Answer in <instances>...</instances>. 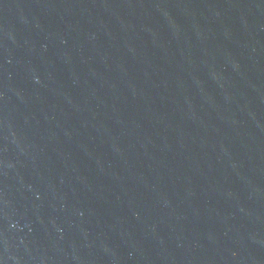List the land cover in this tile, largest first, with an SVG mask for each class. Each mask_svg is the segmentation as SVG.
<instances>
[{"label":"water","instance_id":"water-1","mask_svg":"<svg viewBox=\"0 0 264 264\" xmlns=\"http://www.w3.org/2000/svg\"><path fill=\"white\" fill-rule=\"evenodd\" d=\"M0 264H264V0H0Z\"/></svg>","mask_w":264,"mask_h":264}]
</instances>
